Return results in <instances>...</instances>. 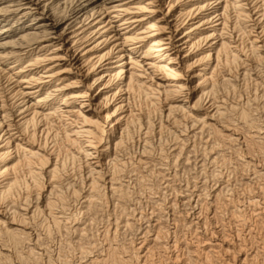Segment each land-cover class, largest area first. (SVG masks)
<instances>
[{"label":"bare ground","instance_id":"bare-ground-1","mask_svg":"<svg viewBox=\"0 0 264 264\" xmlns=\"http://www.w3.org/2000/svg\"><path fill=\"white\" fill-rule=\"evenodd\" d=\"M0 264H264V0H0Z\"/></svg>","mask_w":264,"mask_h":264}]
</instances>
